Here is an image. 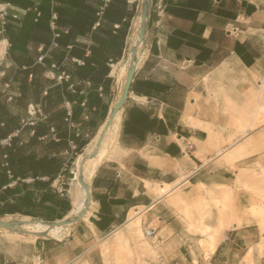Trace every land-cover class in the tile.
<instances>
[{"label": "crops", "instance_id": "1", "mask_svg": "<svg viewBox=\"0 0 264 264\" xmlns=\"http://www.w3.org/2000/svg\"><path fill=\"white\" fill-rule=\"evenodd\" d=\"M134 1L0 0V214L55 220L64 207L46 170L52 140L73 128L78 150L105 124ZM139 57L117 155L90 182L89 221L62 241H0V264H129L138 217L163 264H264V0H151ZM196 208L217 241L206 260Z\"/></svg>", "mask_w": 264, "mask_h": 264}, {"label": "bare ground", "instance_id": "2", "mask_svg": "<svg viewBox=\"0 0 264 264\" xmlns=\"http://www.w3.org/2000/svg\"><path fill=\"white\" fill-rule=\"evenodd\" d=\"M150 8H151V0H143L141 14L136 22V31L134 38L132 40L133 42H132V49L130 51V58L128 63L124 67L122 66L123 68L121 69L120 74L118 76L119 77L118 82L120 84L121 89L114 103V107L118 102H121L122 99L124 98L125 92L131 80L132 72L136 68L138 58L140 55L142 36L146 31L148 17L150 14ZM3 53H4V49L0 48L1 57ZM112 112L108 116L105 124L100 128L98 134L95 136V138H93L92 142L88 145L87 156L86 157L80 156L78 159L77 162L78 170L75 173V176L70 185L71 187L69 189L70 198H71V209L69 210L68 214L64 217V219L62 221L59 220L60 222L57 223L55 222L54 224H47L41 221H35L27 217H23L18 220L14 218L6 217L0 219V229L6 231H12L16 233L28 234L35 238L45 237V238H51L54 240L62 241L70 236L71 234L70 227L72 226V224L74 225V223H76L79 219L88 220L91 214L87 212V210L91 202L90 182L92 180V177L95 174L97 168L101 164H103L105 161H110L115 158L119 149L118 137H119L120 123H121V111H118L113 116V119H112ZM99 142H101L100 146H99ZM166 192L167 190L165 189L163 190L159 189V195H163ZM134 214L135 212L131 214L130 216L131 219L133 218ZM129 229L132 230V232H134V234H136L137 237H140V234L142 233L140 219L138 218L137 220H135L134 224ZM139 243L138 245H140ZM216 243L217 241L215 242L214 239L213 243L211 244L214 245L212 246L211 249L212 252H214L216 249L215 247ZM145 253H149V251L146 250Z\"/></svg>", "mask_w": 264, "mask_h": 264}, {"label": "rangeland", "instance_id": "3", "mask_svg": "<svg viewBox=\"0 0 264 264\" xmlns=\"http://www.w3.org/2000/svg\"><path fill=\"white\" fill-rule=\"evenodd\" d=\"M134 7L132 8V18L130 22L126 24L125 28V33L127 35L126 37V43H125V55L122 61L118 64L111 65V69L109 72L108 76V86L110 90L108 91L107 95H104V100L108 104H110V107L113 106L115 103L119 91L121 89L120 84L118 82L119 79V74L121 69L128 63L129 58H130V51L132 49V40L135 35L136 31V22H137V17L140 15V9L142 5V0H135L134 1ZM141 49V48H140ZM1 60V59H0ZM140 60V57H139ZM123 66V67H122ZM115 107L112 108V110ZM112 112V111H111ZM64 137L62 140H64V144L59 145V141L52 140L51 144V151L52 154H56L55 158L58 159V164L60 165L61 169L60 171L56 174L55 178L51 181L50 183V189L52 191H55L56 194L60 195V197L63 199L65 202V205L63 208L56 210L54 212V216L56 217L55 220H41L39 218L31 217V219H38L41 220L45 223H50L54 224L61 218H63L66 214H68L69 210L71 209V198H70V185L72 183V180L75 176V173L77 172V162L80 156H87V147L88 145L92 142L93 137L90 142L87 144V146L84 147V149L79 152L76 148H73V145L71 144L70 141L73 140V128L72 130H67L66 133H64ZM70 142V143H69ZM43 147L41 146L37 151L38 155H41L43 152ZM86 153V154H85ZM63 202V204H64ZM202 208V207H201ZM199 209L196 208L194 210V213L191 215L192 220L195 221V224L191 226V231L193 233L199 234L203 237H208L210 238L209 242L208 241H201L199 242V248L198 251L201 255L204 256V259H208L209 255L212 252V246L211 245L214 241V237L211 236V228L209 226L205 225V221L209 218L207 211L205 209ZM137 213L133 215V218L136 216ZM256 214L259 215H264V208H261L259 211L256 212ZM9 214H0V218H6V217H11L14 219H20V215H11L8 216ZM132 218V219H133ZM139 218V217H138ZM137 218V219H138ZM135 219V220H137ZM140 219V218H139ZM134 221L131 222L129 225V228L134 224ZM73 225V224H72ZM72 229V226L70 227ZM17 234V235H16ZM26 236V235H25ZM22 233H16L12 231H6L3 229H0V241H12V240H17V239H23L25 237ZM30 236V235H29ZM32 238L36 239L35 237L31 236ZM141 238V239H140ZM143 240V242H142ZM145 238V235L142 231L140 234V237H137L136 234H134L133 238V248L130 249V263L129 264H163L161 262V258L159 255V247L156 245L153 241H149ZM140 242V243H139ZM216 242V240H215ZM138 243L140 245H138ZM143 243V244H142ZM145 243V244H144ZM148 243V245H147ZM151 247H150V246ZM264 245V240L263 244L261 247L263 248ZM139 247V248H138ZM216 247V245H215ZM105 250L108 252L109 248L108 245H104ZM148 250L149 253H145V251ZM216 250V249H215ZM215 252V251H214Z\"/></svg>", "mask_w": 264, "mask_h": 264}, {"label": "built area", "instance_id": "4", "mask_svg": "<svg viewBox=\"0 0 264 264\" xmlns=\"http://www.w3.org/2000/svg\"><path fill=\"white\" fill-rule=\"evenodd\" d=\"M104 1L108 3L110 0H104ZM37 14H38V17L41 15L40 13H37ZM57 20H58L57 15L53 14L50 20V27H51V30L53 31V42H52L53 48L59 47L58 40L61 38V32L58 28ZM59 80H63L67 82L70 80V76L64 72L59 76ZM144 235H145V238L149 241L156 239V231L154 229H146Z\"/></svg>", "mask_w": 264, "mask_h": 264}, {"label": "trees", "instance_id": "5", "mask_svg": "<svg viewBox=\"0 0 264 264\" xmlns=\"http://www.w3.org/2000/svg\"><path fill=\"white\" fill-rule=\"evenodd\" d=\"M122 11H124V10L121 9L120 12L118 11L117 13H123ZM128 17L132 18V12L130 14H128ZM120 37H121V39H123L125 37V35L123 34ZM113 51L114 52H118L119 51V44L115 43V45L113 47ZM118 59L119 58L116 57L115 59H113L112 62H117ZM67 74L71 77V75L69 73H67ZM102 75H103V73H102ZM93 136H94V134L92 135V137ZM89 140H85V141H82V142L78 143V151L79 152L82 151V149L87 145ZM60 169H61V167L58 164V159L55 158V157L51 158L50 161H49V165L47 166V169H46L48 175L50 176V181L55 178L56 174L60 171ZM9 211L14 213L16 211V209L15 208H9Z\"/></svg>", "mask_w": 264, "mask_h": 264}, {"label": "water", "instance_id": "6", "mask_svg": "<svg viewBox=\"0 0 264 264\" xmlns=\"http://www.w3.org/2000/svg\"><path fill=\"white\" fill-rule=\"evenodd\" d=\"M144 36V35H143ZM143 36H142V40H143ZM133 73H134V70H133V72H132V76H133ZM132 76H131V80H132ZM131 80H130V83H131ZM130 83H129V85H128V88H127V90H126V92H125V96H124V98L122 99V101L121 102H118L117 104H116V106H115V108L113 109V112H112V119H113V116L121 109V107H122V105H123V103H124V101H125V99H126V97H127V94H128V91H129V87H130ZM111 119V120H112ZM109 124H110V122H109ZM100 144H101V142H99V146H100Z\"/></svg>", "mask_w": 264, "mask_h": 264}]
</instances>
